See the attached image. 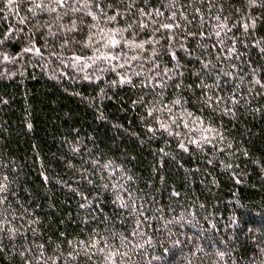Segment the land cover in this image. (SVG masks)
Returning <instances> with one entry per match:
<instances>
[{
  "label": "trees",
  "instance_id": "16d2710c",
  "mask_svg": "<svg viewBox=\"0 0 264 264\" xmlns=\"http://www.w3.org/2000/svg\"><path fill=\"white\" fill-rule=\"evenodd\" d=\"M0 264H264V0H0Z\"/></svg>",
  "mask_w": 264,
  "mask_h": 264
},
{
  "label": "snow or ice",
  "instance_id": "6c2138e0",
  "mask_svg": "<svg viewBox=\"0 0 264 264\" xmlns=\"http://www.w3.org/2000/svg\"><path fill=\"white\" fill-rule=\"evenodd\" d=\"M11 2H12V0H9V3H11ZM58 2L61 3V4H63L64 0H58ZM112 19H115V17H112ZM110 42L112 43L113 46H115L116 44L119 43V41H117L115 39V36L114 35H113V37H112V39H111Z\"/></svg>",
  "mask_w": 264,
  "mask_h": 264
}]
</instances>
